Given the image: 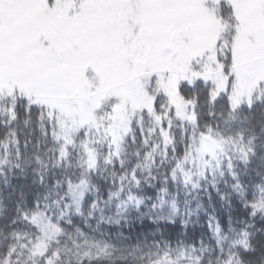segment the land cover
I'll use <instances>...</instances> for the list:
<instances>
[{
	"label": "snow or ice",
	"instance_id": "obj_1",
	"mask_svg": "<svg viewBox=\"0 0 264 264\" xmlns=\"http://www.w3.org/2000/svg\"><path fill=\"white\" fill-rule=\"evenodd\" d=\"M203 3L205 7L214 9L220 22L219 29H222H217L219 34H212L207 39L201 37L198 26L184 19L186 11L194 7L191 0H0V112L3 113L0 128L12 130L18 127L21 120L27 125L35 117L45 143L49 137L54 143L63 140L54 167L67 161L69 146L76 143V139H69L72 134L78 139L83 138L82 147L89 157L85 161L87 174L82 173L77 182H73L72 176H67L63 182H55V199L44 196L23 208L17 207V215L30 227L32 235L26 236L24 243L9 245L0 252V264H23L21 257L25 252L33 257L39 256L41 264H63L65 256L72 252L61 247L50 252L47 241L55 240L63 233L64 224H72L73 214L84 216L82 207L85 203L92 209L88 213L90 218H94V211L100 207L99 189L91 184L96 161L93 150L88 147V140L93 130L99 132L103 127L112 133V144L116 143L114 129L123 123L117 117L122 88H129L142 98L141 103L135 106L142 114L141 120L143 114H148L154 116L158 123V129H149L148 135L159 131L167 139L169 132L165 129L173 127L172 114L199 127L197 110L201 102L209 106L208 115L213 119L217 118L214 109L219 105L224 110L220 113L221 118L225 114L228 116V119L221 120L224 125L228 126L229 120H235L232 113L242 106L236 87L239 74L234 68L237 44L247 37L251 45L260 49L261 60L264 61V0H242L239 5L234 0H203ZM251 8L260 13V23L254 29L249 27L245 18L246 10ZM206 23L212 27L215 20ZM105 61L111 62L119 83L114 86L111 102L96 109L92 107V99L97 90L111 83ZM217 71L222 72L223 79L216 75ZM89 73H93L90 78ZM74 75L86 88L89 99L73 95L63 88L64 82ZM62 103H72L78 109L83 105L90 109V114L84 119L65 118L62 124ZM257 104L264 108V98L256 94L248 97L244 106L249 115L241 121L242 124H252ZM98 120L105 123L100 125ZM258 123L264 134V112ZM56 126L62 128L63 135L57 133ZM138 126L142 144L147 147L143 125ZM217 127L220 125L217 124ZM182 134L187 151L191 137L187 133ZM11 135L15 137L17 133L11 131ZM200 136L208 138L204 132ZM217 136L220 134L217 133ZM258 139L253 136L245 144L241 131L239 139L234 142L240 145L238 154L230 152L226 156L219 176L207 168L193 176L190 169L194 162L185 159L182 165L178 156L168 155L169 151L176 153L175 145L169 148L165 144L158 162L160 168L168 166L161 180L164 185L160 189L161 202L168 195L169 181L182 184L190 190L189 193L207 184L229 207L234 200L238 201L244 216L251 221L246 224V229L255 228L258 219L264 220V154L257 150L254 143ZM132 142H136L135 135ZM12 143L16 158L20 160L21 147L27 150L29 141L24 140L21 145V141L15 139ZM213 143L223 150L224 144H232L233 141L231 137L226 141L220 136ZM260 147L264 148V143ZM7 149L6 144V152ZM136 155L139 158V152ZM209 158L202 156L205 160ZM24 163L27 167L29 162ZM105 163L113 168V179L108 199L103 203H111L116 198L119 201L116 204L117 214L122 207L126 210L128 205L139 207L143 204L144 200L134 190L139 192L144 184L159 179V169L157 175H153L151 169L148 175H144L139 164L134 165L130 173L117 176V164L125 167V161L118 155L115 160L110 156ZM15 167L24 171L20 163ZM39 183H46L44 175L39 176ZM221 183L228 191L221 188ZM89 192L95 193L94 199H89ZM176 195L178 197L179 193ZM173 209H176L175 202ZM104 222L112 223V218L108 217L106 221L101 209L97 227ZM115 223L119 224L120 220ZM208 227L216 240L212 251L217 254L220 264H241V255L250 256L257 251L252 247L248 230L237 233L243 238L226 246L228 237L221 233L225 230L237 231L231 215L226 222L212 216ZM257 231L264 235V230ZM13 236L16 240L20 239L17 233ZM56 244L60 242L56 241ZM164 244L165 250L155 264H174L170 260L172 245L169 241ZM182 244L183 241H177V247ZM199 244V252L205 253L207 249L203 247V239ZM96 246L99 248L98 255H112L108 251L112 246ZM157 247L160 245L157 244ZM136 251L132 249L133 253ZM191 252H197L196 244L191 245ZM83 255L91 259L89 252ZM181 255L186 260L190 258V254ZM197 259L204 264L201 257Z\"/></svg>",
	"mask_w": 264,
	"mask_h": 264
},
{
	"label": "trees",
	"instance_id": "obj_2",
	"mask_svg": "<svg viewBox=\"0 0 264 264\" xmlns=\"http://www.w3.org/2000/svg\"><path fill=\"white\" fill-rule=\"evenodd\" d=\"M224 83L226 84L227 81L224 80ZM254 94L264 98V86L257 89ZM253 98L255 99V97ZM244 105L246 103H243L236 112L232 113L235 120H229L228 126L221 122L222 119H228V116L225 114L221 118L220 113L224 110L219 105L214 109L217 118L213 119L208 115L209 106L201 102V106L197 110L199 127L190 121H181L172 114L173 127L171 130L165 129L169 132L167 139L159 131L148 135L149 129H158L159 125L154 116L143 114L141 120L142 114H140V117L135 119L130 129L125 133L115 151L111 152L112 149L97 150L96 167L94 175L91 177V184L99 189L101 203L93 213L94 218L88 217V213L92 209L88 203H85L82 207L84 216L73 214L72 224H64V232L57 235L55 240L47 241L50 252L57 247L71 249L72 252L65 256L63 264H81V259L83 264H155L165 250L164 242L169 241L173 249L170 260L174 264H200L197 257H201L204 264H209V262L210 264H220L217 254L212 251L216 247V240L210 232L208 224L212 216L226 222L231 215L233 227L237 231L225 230L221 233L222 236L228 237L226 246L231 245L234 240L243 238L237 233L248 230L251 233L252 247H255L257 251L250 256L241 255L239 257L241 264H264V235L257 231L258 229L264 230V220L258 219L255 222V228L246 229V224L251 221L244 216L238 201L234 200L232 206L229 207L207 184L203 188L189 193L190 190L185 189L182 184L177 185L172 181H169L167 185L168 195L163 197L164 202H161L160 196V189L164 187L161 180L168 170L167 165L160 168L158 163L164 152L165 144H168L169 148L171 145H175L176 153L173 154L169 151L168 155L178 156L182 165L185 159L194 162L190 169V174L193 176L198 175V172L205 168L214 171L219 176V172L224 168L226 156L230 152L238 154L240 145H235L234 142L239 139L241 131L245 136V144L253 136L259 137L260 139L254 143L257 145V150L264 154V148L260 147L261 143H264V134L261 133L258 123L264 108L257 104L252 124H242L241 121H244L245 117L249 115ZM190 111L189 109V114ZM2 116L3 113L0 112V117ZM140 124L143 125L148 139L147 147L141 141L138 126ZM217 124L220 127H217ZM11 131H15L17 135L13 137ZM56 131L59 133L58 126H56ZM182 132L191 137L190 147L187 151H185L186 140ZM201 132H204L208 138L200 136ZM217 133L226 141L231 137L233 143L224 144L223 150L215 147L213 140L220 138ZM133 135L136 137L135 143L132 142ZM15 139H19L21 145L24 140L29 141L27 150L21 147L20 160L16 158L12 143ZM74 139H76V143L69 146L67 161L54 167L63 141L54 143L52 137H49L45 143L35 117L27 125L21 120L18 127L12 130L0 128V252L6 250L9 245L24 243L26 236L32 235L30 227L17 215V207L23 208L34 199L44 196L55 199L56 188L54 185L57 180L63 182L67 176H72L75 183L82 173L87 174L85 161L89 160V157L85 155L82 147L83 138L78 139L74 136ZM6 144L8 145L7 152L5 151ZM207 146L208 149H206ZM203 149L207 153H202ZM137 152L140 154L139 158L136 155ZM117 155L125 161L124 168L117 164L115 168L117 176L124 175L126 172L130 173L131 168L136 164H139L140 168L144 170V175H148L149 169L153 175H157V169H159L158 180L144 184L139 192L134 190V193L144 200V203L139 207L128 205L126 210L122 207L119 214L116 209V204L119 201L116 198H113L111 203H103L108 199V190L112 186L113 179V168L105 161L110 156L115 160ZM202 156L210 158L205 160L202 159ZM37 157H39V162ZM25 161L29 162L27 167H25ZM68 161H70V166ZM17 163L21 164V168H24L23 172L15 167ZM40 175L46 177L44 185L39 183ZM221 188L228 191L224 188L223 183H221ZM177 192L179 193L178 197ZM88 197L90 200L94 199L95 193L89 192ZM174 202L176 209H173ZM101 209L105 220L107 221V218L111 217L112 223L104 222L97 227ZM116 220H120V223L116 224ZM77 229H80V232H77ZM13 233H17L20 239L16 240ZM201 239L204 241L203 247L207 249L205 253L199 252ZM178 240L183 241L179 247H177ZM56 241H59L60 244L57 245ZM97 244L101 248L105 244L112 246L108 249L112 255H98ZM157 244L160 245L159 248ZM193 244L197 246V252L194 253L191 252ZM132 249H137V251L133 253ZM84 252H89L91 259L84 257ZM181 253L190 254V258L184 259ZM21 260L23 264H41L39 256L33 257L28 252H25Z\"/></svg>",
	"mask_w": 264,
	"mask_h": 264
},
{
	"label": "rangeland",
	"instance_id": "obj_3",
	"mask_svg": "<svg viewBox=\"0 0 264 264\" xmlns=\"http://www.w3.org/2000/svg\"><path fill=\"white\" fill-rule=\"evenodd\" d=\"M234 2L239 5L242 0H234ZM191 3L194 7L186 11L184 19L199 27L203 39H207L212 34L218 35L219 31H222V29H219L220 22L215 17L214 9L205 7L203 0H191ZM245 18L248 21L249 27L252 29L260 23V13L255 8L247 9L245 12ZM209 20H215V25L210 27L206 23V21ZM217 29H219V31H217ZM205 46L210 47L211 45L205 44ZM261 55L262 53L260 49L251 45L247 40V37L238 41L237 60L234 68L239 74V80L236 87L237 94L241 95V104L247 103L248 97L252 96L261 86H264V83H261L264 81V61L261 60ZM105 70L108 73L111 83L97 90V94L94 99H92V107L96 109H100L101 105H108L111 102L110 98H112L115 93L114 86L119 83L110 61H105ZM91 75H93V73H89V78ZM216 75L222 79V72L217 71ZM63 88L70 91L73 95L78 94L86 100L89 99V94L86 88L81 84L78 76L74 75L67 79L64 82ZM120 95L121 102L118 105L117 117L118 121H122L123 123L119 128L114 129L117 136L116 143L112 144V133L106 131L103 127L100 128L99 132L93 130L89 136L88 147L93 150L94 157L97 154V150L107 151L108 149H112L111 152L115 151L125 133L130 129L132 123L136 118L140 117L141 113L135 106L141 103L142 98L129 88H122L120 90ZM61 108L63 110V117L61 118L62 124L65 118L69 120L73 118L84 119L90 114V109L85 108L83 105L78 109L72 103H62ZM104 123L105 121L98 120V124L103 125ZM58 132V134L63 135L60 126H58ZM74 136L76 135H70L69 139H74ZM208 148L209 147L207 146L206 149ZM201 152L205 153L206 150L203 149Z\"/></svg>",
	"mask_w": 264,
	"mask_h": 264
}]
</instances>
